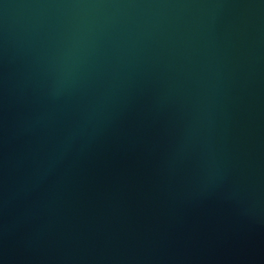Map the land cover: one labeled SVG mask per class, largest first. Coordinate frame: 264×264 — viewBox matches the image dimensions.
Returning a JSON list of instances; mask_svg holds the SVG:
<instances>
[{"label":"water","instance_id":"95a60500","mask_svg":"<svg viewBox=\"0 0 264 264\" xmlns=\"http://www.w3.org/2000/svg\"><path fill=\"white\" fill-rule=\"evenodd\" d=\"M0 264H264V0H0Z\"/></svg>","mask_w":264,"mask_h":264}]
</instances>
